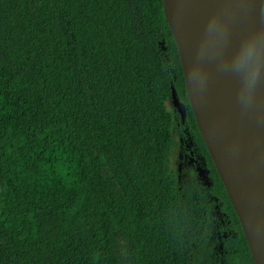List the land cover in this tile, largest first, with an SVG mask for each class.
<instances>
[{"label":"trees","instance_id":"trees-1","mask_svg":"<svg viewBox=\"0 0 264 264\" xmlns=\"http://www.w3.org/2000/svg\"><path fill=\"white\" fill-rule=\"evenodd\" d=\"M0 264H255L163 0H0Z\"/></svg>","mask_w":264,"mask_h":264},{"label":"water","instance_id":"water-1","mask_svg":"<svg viewBox=\"0 0 264 264\" xmlns=\"http://www.w3.org/2000/svg\"><path fill=\"white\" fill-rule=\"evenodd\" d=\"M180 6L181 24L177 32L171 28L185 79L187 68L196 63V42L209 14L225 8L232 11L235 17L232 26L235 41L243 28L256 23L261 2L253 0L248 5L249 11H243L242 5H226L216 0H180ZM197 67L202 68L201 65ZM208 71L209 82L202 96L193 99L185 83L186 91L200 134L253 256L254 243L251 238L261 241L260 244L264 246V113L242 112L237 102L236 80L217 73L215 65H209ZM194 91L199 94L198 80L194 81ZM172 103L184 120L185 105L174 90ZM259 103L264 105V88L259 92ZM226 136L233 147L232 156H228L226 150ZM253 259L256 264L254 256Z\"/></svg>","mask_w":264,"mask_h":264},{"label":"clouds","instance_id":"clouds-1","mask_svg":"<svg viewBox=\"0 0 264 264\" xmlns=\"http://www.w3.org/2000/svg\"><path fill=\"white\" fill-rule=\"evenodd\" d=\"M222 4H239L249 11L253 0H216ZM255 24L243 28L233 40L234 14L230 9L213 11L196 42V63L187 68L185 83L193 99H198L209 82V65L219 74L233 77L237 82V102L242 112L264 113L259 92L264 88V0ZM201 65L202 68H198ZM191 68V71L189 70ZM198 80L200 91H194Z\"/></svg>","mask_w":264,"mask_h":264},{"label":"rangeland","instance_id":"rangeland-1","mask_svg":"<svg viewBox=\"0 0 264 264\" xmlns=\"http://www.w3.org/2000/svg\"><path fill=\"white\" fill-rule=\"evenodd\" d=\"M167 107L172 110V101H167ZM172 148L169 154L171 165L176 170L178 177L182 180L200 177L206 178L207 168L204 158L196 152L185 127L177 125L172 129ZM253 241L252 251L256 264H264V246L261 241L251 238ZM263 258V259H262Z\"/></svg>","mask_w":264,"mask_h":264},{"label":"bare ground","instance_id":"bare-ground-1","mask_svg":"<svg viewBox=\"0 0 264 264\" xmlns=\"http://www.w3.org/2000/svg\"><path fill=\"white\" fill-rule=\"evenodd\" d=\"M164 4H165V10L167 16L169 18V22L172 28L174 29V31L177 32V28L180 26L182 20L180 0H164ZM226 150L228 156H232L233 147L231 144L228 143L227 136H226Z\"/></svg>","mask_w":264,"mask_h":264},{"label":"flooded vegetation","instance_id":"flooded-vegetation-1","mask_svg":"<svg viewBox=\"0 0 264 264\" xmlns=\"http://www.w3.org/2000/svg\"><path fill=\"white\" fill-rule=\"evenodd\" d=\"M185 105V104H184ZM172 106H173V103H172ZM177 110V109H176ZM179 113V112H178ZM181 116V115H180ZM182 120V119H181ZM184 120H182V122H183Z\"/></svg>","mask_w":264,"mask_h":264}]
</instances>
